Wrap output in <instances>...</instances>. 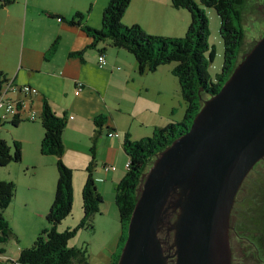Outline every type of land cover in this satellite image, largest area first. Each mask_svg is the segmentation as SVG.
Here are the masks:
<instances>
[{
	"label": "crops",
	"instance_id": "obj_1",
	"mask_svg": "<svg viewBox=\"0 0 264 264\" xmlns=\"http://www.w3.org/2000/svg\"><path fill=\"white\" fill-rule=\"evenodd\" d=\"M109 2L12 0L0 11V71L15 85H29L40 92L26 99L31 104L24 112L25 119L31 112L41 115L46 96L54 112L68 120L63 161L73 171L75 201L73 215L62 223L60 231L74 228L82 218V190L93 160V139L97 138L94 175L105 203L95 218L97 236L88 243L92 246L91 264H110L121 236L115 193L127 174L128 157L123 148L126 135L133 141L150 137L156 128L175 120V114L183 119L186 114L174 68L161 66L153 73L141 74L135 57L128 51L108 43L87 49L92 38L82 28L50 16L71 19L79 12L86 25L100 30ZM123 23L139 25L151 35L180 38L187 33L191 20L185 11L175 9L171 0H132ZM57 40L56 53L48 57ZM83 50L84 61L70 57ZM101 54L106 55L108 62L104 68L98 64ZM79 84L82 88L77 93ZM100 116L108 118L102 128L95 123ZM5 125L9 124L0 125V136L11 146L15 141L21 142L23 157L19 164L0 168V179L17 185L16 196L4 213L16 238L4 245V256L0 255L1 264H18L20 252L31 247L48 227L46 217L54 201L58 159L41 153L44 129L40 120H25L11 130L2 128ZM111 132L119 136L110 137ZM106 166H115L116 170L105 172ZM107 203L111 205L109 209ZM98 243L99 254L95 257Z\"/></svg>",
	"mask_w": 264,
	"mask_h": 264
},
{
	"label": "trees",
	"instance_id": "obj_2",
	"mask_svg": "<svg viewBox=\"0 0 264 264\" xmlns=\"http://www.w3.org/2000/svg\"><path fill=\"white\" fill-rule=\"evenodd\" d=\"M131 2L132 0H110L103 12V26L100 30L86 25L84 15L79 12L71 19L57 14L50 15L70 26L82 28L92 38V43L87 49L96 48L100 43H108L112 47L128 51L135 57L141 74L153 73L161 66L176 63L173 75L178 79L181 96L186 104V114L181 122L172 121L165 127L156 128L152 136L137 141H133L129 134L124 139L123 148L128 157L129 167H127V163V174L117 185L115 193V203L119 211L122 230L117 250L112 253L110 264L119 263L143 178L158 156L190 130L204 103L216 95L233 75L239 65L238 61L246 37L244 7L248 0H200L203 7L215 9L221 20L220 34L224 44V66L222 73L218 76L217 83H214L209 69L210 63L216 57V49L209 44L210 22L202 6L195 0H171L174 8L187 9L192 15V22L186 36L171 38L151 35L139 25H125L123 17ZM11 3L12 0H0V11ZM58 45L59 40L54 43L48 57L56 53ZM85 52L86 50L71 53L70 57L84 61ZM10 84L15 85L5 73L0 71V96L6 92V88ZM23 86H18L16 91H7L6 101L15 105L16 114L6 121L0 122V125L5 123L15 128L25 120L30 122L40 120L44 129L41 153L44 156H54L58 159V180L54 201L46 217L48 227L39 233L31 247L20 252L17 263L91 264L88 244L79 248L70 247V242L82 230L95 231V218L101 213L102 205L105 203V198L99 192L94 175L97 138L93 139V160L87 169L88 177L82 190V218L76 227L60 231L62 223L72 217L74 208L73 171L63 161L64 132L68 120L65 116H59L54 112L46 96L43 97L41 115L38 117L37 112H31L30 116L25 119L24 112L29 108L31 102L26 100L27 98L21 90ZM10 93L14 94V97L8 96ZM39 93L38 91L33 96H38ZM3 112L4 110L0 109V116ZM34 113L37 114L36 119H32ZM107 119L106 116L96 118L97 127L102 128ZM22 157L21 142L15 141L11 146L0 136V168L13 163H21ZM16 192L17 185L13 181L0 179L1 255L5 253L4 245L16 238L15 232L4 216L6 209L15 198ZM175 198H179L178 193ZM179 212V209L170 210L160 235L164 241H169V245L173 244V232H169L168 229L176 221Z\"/></svg>",
	"mask_w": 264,
	"mask_h": 264
},
{
	"label": "water",
	"instance_id": "obj_3",
	"mask_svg": "<svg viewBox=\"0 0 264 264\" xmlns=\"http://www.w3.org/2000/svg\"><path fill=\"white\" fill-rule=\"evenodd\" d=\"M263 159L264 36L146 173L118 264H231L232 210ZM172 209L169 245L160 235Z\"/></svg>",
	"mask_w": 264,
	"mask_h": 264
},
{
	"label": "rangeland",
	"instance_id": "obj_4",
	"mask_svg": "<svg viewBox=\"0 0 264 264\" xmlns=\"http://www.w3.org/2000/svg\"><path fill=\"white\" fill-rule=\"evenodd\" d=\"M195 1L202 6L200 0ZM202 9L205 11L210 22L211 35L209 44L216 49V57L214 61L210 63L209 72L212 81L217 83L218 76L222 73L224 66V44L220 34L221 20L215 9H208L203 6ZM181 10L188 14L192 22L190 11L187 9ZM244 24L246 37L238 61L239 64L244 61L256 43L264 36V0H248L247 5L244 7ZM175 66L176 63H173L165 67L174 68ZM175 79L177 78L175 77ZM13 95L14 94L10 93L8 96L14 97ZM181 100L183 101L182 96ZM184 105L186 106L185 103ZM173 118L175 120L172 121L176 122H181L183 120V116L177 114H175ZM2 128L7 130L13 129L11 125H5ZM106 207L109 209L111 207L110 203H107ZM113 208H115V204H113ZM95 236H97L95 231L90 232L82 230L72 239L70 247L74 246L81 248L88 244ZM99 237L100 235L98 234V238ZM98 246L99 243L94 247L96 253L94 254L95 257H98L99 254L97 250ZM91 247L92 246H89V251L92 258L93 254ZM228 249L231 264H264V159L258 163V166L254 167L250 176L246 178L240 188L228 232ZM3 264L14 263L5 261Z\"/></svg>",
	"mask_w": 264,
	"mask_h": 264
},
{
	"label": "built area",
	"instance_id": "obj_5",
	"mask_svg": "<svg viewBox=\"0 0 264 264\" xmlns=\"http://www.w3.org/2000/svg\"><path fill=\"white\" fill-rule=\"evenodd\" d=\"M98 64L101 68H104L108 62L106 59V55L105 54H101L99 56L98 59ZM18 86H15L13 84H10L7 88H6V92H4L1 96H0V109H3L4 112L1 114L0 116V122L2 121H6L9 117L14 116L16 114V108L15 105L12 103H9L6 101V96H7V91L11 90V91H16L18 88ZM82 88V84L78 85L77 88V93H79L81 91ZM22 92L24 93V95L26 96V98H28L29 96H33V94H37L38 90L36 88H33L31 86L28 85H24L21 88ZM37 118V114L34 113V115L32 116V119H36ZM110 137L113 136H118L117 133H110L109 134ZM127 167H129V163L127 164ZM116 168L114 166H108L105 171L108 172L110 170H115ZM3 256V255H2ZM0 255V264L3 261V257Z\"/></svg>",
	"mask_w": 264,
	"mask_h": 264
},
{
	"label": "flooded vegetation",
	"instance_id": "obj_6",
	"mask_svg": "<svg viewBox=\"0 0 264 264\" xmlns=\"http://www.w3.org/2000/svg\"><path fill=\"white\" fill-rule=\"evenodd\" d=\"M244 182H245V181H244ZM235 203H236V202H235ZM234 208H235V204H234V207H233V210H232V214H233V212H234ZM232 214H231V215H232Z\"/></svg>",
	"mask_w": 264,
	"mask_h": 264
}]
</instances>
